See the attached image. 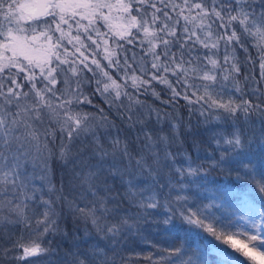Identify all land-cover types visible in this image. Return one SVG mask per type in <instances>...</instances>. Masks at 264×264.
Instances as JSON below:
<instances>
[{
    "label": "snow or ice",
    "instance_id": "snow-or-ice-1",
    "mask_svg": "<svg viewBox=\"0 0 264 264\" xmlns=\"http://www.w3.org/2000/svg\"><path fill=\"white\" fill-rule=\"evenodd\" d=\"M0 264H264V0H0Z\"/></svg>",
    "mask_w": 264,
    "mask_h": 264
},
{
    "label": "trees",
    "instance_id": "trees-1",
    "mask_svg": "<svg viewBox=\"0 0 264 264\" xmlns=\"http://www.w3.org/2000/svg\"><path fill=\"white\" fill-rule=\"evenodd\" d=\"M150 102H152V101L150 100ZM155 103H156V106L160 107L159 102H155ZM165 110L169 112L170 116L173 114V110L171 108H167ZM175 115H178V116L182 117L186 121L189 120V116H188L187 110L183 107L182 104H181V106L179 108L176 109ZM191 122L193 123V125H195V123H196V117L195 116L191 117ZM188 143H191V137H189ZM219 178L223 179V177H219ZM65 227L68 229L69 232H71L73 230L74 225L72 224L71 220H69L65 224ZM81 227H83V225H81Z\"/></svg>",
    "mask_w": 264,
    "mask_h": 264
}]
</instances>
